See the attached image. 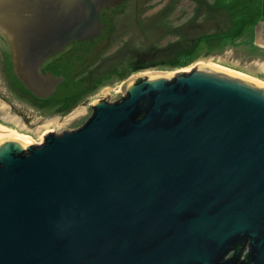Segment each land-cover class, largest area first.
<instances>
[{"label":"water","instance_id":"95a60500","mask_svg":"<svg viewBox=\"0 0 264 264\" xmlns=\"http://www.w3.org/2000/svg\"><path fill=\"white\" fill-rule=\"evenodd\" d=\"M102 3L0 0L27 90L99 35ZM141 78L79 130L0 151V264H264V87L215 69Z\"/></svg>","mask_w":264,"mask_h":264},{"label":"rangeland","instance_id":"374dc122","mask_svg":"<svg viewBox=\"0 0 264 264\" xmlns=\"http://www.w3.org/2000/svg\"><path fill=\"white\" fill-rule=\"evenodd\" d=\"M116 6L101 16V38L71 45L41 67L63 78L47 101L32 97L17 78L0 36V122L30 132L35 143L29 147L79 130L93 106L114 103L125 93L119 88L148 73H190L211 60L253 73L264 66V46L255 43L264 0H125Z\"/></svg>","mask_w":264,"mask_h":264},{"label":"bare ground","instance_id":"6f19581e","mask_svg":"<svg viewBox=\"0 0 264 264\" xmlns=\"http://www.w3.org/2000/svg\"><path fill=\"white\" fill-rule=\"evenodd\" d=\"M197 69H215L222 72L230 73L236 76L243 77L252 82H255L264 87V66L259 70V73H253L245 69L234 68L224 64L223 62L216 61H202ZM149 76H160V75H169L163 72H152L147 74ZM135 80V79H134ZM133 81V80H132ZM129 83L125 84L126 86ZM124 85V86H125ZM119 88V91L123 90L125 87ZM109 91H106L105 94H108ZM14 122H11L10 125L0 122V151L7 145H14L17 148L26 149V147L31 146L35 143V138L30 132H25L21 130L20 126L12 125Z\"/></svg>","mask_w":264,"mask_h":264},{"label":"flooded vegetation","instance_id":"af4514ba","mask_svg":"<svg viewBox=\"0 0 264 264\" xmlns=\"http://www.w3.org/2000/svg\"><path fill=\"white\" fill-rule=\"evenodd\" d=\"M102 1V0H100ZM120 2L119 0H103V5H104V8L103 10L99 13L98 15V18H99V21L101 23V29H100V33L98 36H96L95 38H93L92 40H81V41H77V40H74L72 42H70L69 44H67L65 47H62L60 50H58L57 52H55L54 54H52L50 57H48L44 63L42 64L45 65L46 63H48L53 57H55V55L57 54H64L70 47L71 45L72 46H81V45H88V44H92L93 42H95L97 39L101 38L102 34L104 33V31L106 30V26L102 23L101 21V16L103 14V12L106 10V9H111L112 8H117L118 5ZM75 21V19H74ZM8 40V39H7ZM9 42V40H8ZM10 44V42H9ZM11 47V46H10ZM41 74L44 78H46V81H45V84L42 85V89H39V90H33V91H28V93H30V95L32 97H34L35 99H38V100H49L52 96H54V94L56 93L57 89L62 85L63 83V78H56V77H53L51 76L49 73H42L41 71ZM144 79L141 78L138 82L137 80L135 81V84H140ZM174 80V79H173ZM124 90V89H123ZM127 95L126 93L123 94V96L120 98V99H117L114 103L116 102H120L122 101L124 98H126ZM108 103V104H113V102H110L109 100H101L99 103ZM94 108V106H93ZM94 110V109H93ZM23 156H27L29 155V152L26 151L22 154ZM249 252H250V248L249 247H246V250L244 251V253L242 254V259L245 260L247 258V256L249 255ZM234 255V252H230L229 255H228V258H231L232 256Z\"/></svg>","mask_w":264,"mask_h":264},{"label":"trees","instance_id":"16d2710c","mask_svg":"<svg viewBox=\"0 0 264 264\" xmlns=\"http://www.w3.org/2000/svg\"><path fill=\"white\" fill-rule=\"evenodd\" d=\"M138 82H140V81H138Z\"/></svg>","mask_w":264,"mask_h":264}]
</instances>
